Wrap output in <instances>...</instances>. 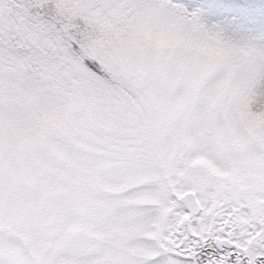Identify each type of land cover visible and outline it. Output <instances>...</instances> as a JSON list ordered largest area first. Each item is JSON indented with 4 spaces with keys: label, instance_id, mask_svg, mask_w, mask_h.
Instances as JSON below:
<instances>
[{
    "label": "snow or ice",
    "instance_id": "snow-or-ice-1",
    "mask_svg": "<svg viewBox=\"0 0 264 264\" xmlns=\"http://www.w3.org/2000/svg\"><path fill=\"white\" fill-rule=\"evenodd\" d=\"M0 264H264V0H0Z\"/></svg>",
    "mask_w": 264,
    "mask_h": 264
}]
</instances>
